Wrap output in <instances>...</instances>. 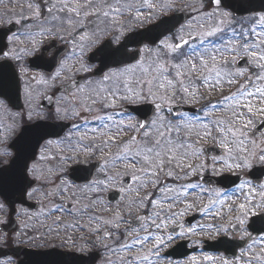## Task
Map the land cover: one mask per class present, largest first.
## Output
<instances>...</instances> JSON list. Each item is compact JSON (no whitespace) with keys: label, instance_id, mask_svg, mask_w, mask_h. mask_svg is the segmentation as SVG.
Returning <instances> with one entry per match:
<instances>
[{"label":"snow or ice","instance_id":"snow-or-ice-1","mask_svg":"<svg viewBox=\"0 0 264 264\" xmlns=\"http://www.w3.org/2000/svg\"><path fill=\"white\" fill-rule=\"evenodd\" d=\"M26 7L30 14L22 12V18L38 22L35 33H22L31 49L9 47L20 40V35L13 33L0 46V58L19 62L21 54L32 55L31 63L47 74L29 77L23 89L26 100L31 104L41 94L33 83L55 87L56 92L63 93L57 100L56 115L73 122L64 126L68 130L63 136L48 123L38 122L0 149V197L9 201V187L15 183L23 200L31 184L24 175L27 161L42 141L45 147L53 144L49 137H56L63 146L66 154L60 159L64 163L79 160L81 154L99 152L103 173V179L82 186H77L75 180L61 179L52 190H46L48 203L33 215L56 218L45 234L30 239L59 236L63 231L64 239L75 248L73 236L67 233L80 231L95 237L90 243L102 245L105 264H150L152 257L166 259L171 254L162 255L164 249L195 231L191 227L184 231L179 222L188 211L195 209L214 219L236 213L228 219V225L238 226L247 236L239 237L247 254L235 261L223 259L221 264H264V215L256 211L264 213V183L259 176L244 171L264 166V132L260 137L254 134L260 131L255 118L264 116V7L257 9L254 0H200V7L195 9L199 18L186 22L176 19L175 23L162 20L157 26L162 30L155 38L143 37L149 39L146 44L140 34L121 41L128 24L151 20L159 12L175 11V0H27ZM109 34L112 38L97 47ZM47 37H58L71 45V51L57 48L51 59H45L44 52L49 49L45 47L41 52L39 46ZM130 44L135 48L130 49ZM91 48L96 51L89 60H99L95 69L83 60ZM70 59H78L79 66L70 65ZM79 73L89 75L77 78ZM15 78L10 66L0 64V109L15 106L8 91ZM62 78L65 82L57 86L56 81ZM225 86L236 89L210 99L214 92L223 93ZM124 104L136 107L129 111ZM181 104L200 107L181 111ZM23 116L31 121L34 112L30 110ZM16 129L15 118L0 127V145ZM208 140L214 149L204 146ZM11 148L16 149L14 156ZM215 150L219 151L211 156V164L202 159L206 152ZM4 157H12L7 166ZM209 170L213 174L225 170L240 174L229 186L206 178L204 173ZM118 179L124 180L121 191L137 193L128 204L129 212L134 205L144 209V215L125 220L119 208L113 210L106 204L102 193ZM149 187L155 190V196L152 192L139 195ZM36 191L33 188L27 194ZM205 197L207 203L201 206ZM4 210L5 203H0V211ZM105 212L110 215H103ZM24 214L28 215L26 211ZM251 217L257 219L249 223ZM122 223L129 227L121 231ZM198 227L224 234L222 242L227 243L229 227L224 224ZM252 233L259 239L254 240ZM6 239L9 237L0 236V240ZM148 243L153 246L145 252ZM256 246L259 252L254 251ZM122 251L137 254L122 255ZM48 255L59 253L53 250ZM6 264H12L11 259Z\"/></svg>","mask_w":264,"mask_h":264},{"label":"flooded vegetation","instance_id":"flooded-vegetation-1","mask_svg":"<svg viewBox=\"0 0 264 264\" xmlns=\"http://www.w3.org/2000/svg\"><path fill=\"white\" fill-rule=\"evenodd\" d=\"M13 33H16L20 35V40L16 44H9V47H15L18 48L19 45L27 46L29 44H25L21 42L24 39V35H22V31H15L11 32L8 36L12 35ZM50 39V38H48ZM54 43L57 45V48H63V46H71L70 44H65L64 41H61L58 37H54ZM3 43H7V40H3V33L0 31V46H2ZM7 50V49H5ZM53 54L49 53L46 54L47 58H50ZM25 54L22 55L21 60L18 62L16 60H4L0 58V64L3 62H6V65L10 66L12 68L13 64L18 69L20 76L22 78V88L24 89L26 80L24 76V71H27L29 73V66L26 65L23 61L27 57ZM24 57V58H23ZM23 58V59H22ZM93 66V68H95ZM23 69V70H22ZM31 73L28 75L30 76ZM42 74V73H41ZM89 75V74H85ZM38 89L40 90V95H37L35 99L29 104V102L26 100L23 92V99H24V107L20 110L16 109H10L8 106L6 108L5 113L6 116V122L11 123L12 119L15 118V122L17 125L16 133H13V136L6 141L3 145H0L1 149L4 147H7L9 143L12 142V139L15 138L17 134L21 131V128L25 125H32L37 122H64V123H72L73 121L69 120H62L58 115H56V107L58 106L57 100L60 96L63 95V93L56 92L55 87L52 88H45L41 85H38ZM50 93H54L56 99L54 101V106L51 108H42L41 103L45 96H47ZM2 109H0L1 112ZM33 111L34 116L31 121L27 120L26 116H23L24 113L28 111ZM51 116L52 119H48V117ZM3 115L2 112L0 113V121H2ZM68 129L65 130L67 132ZM64 132V133H65ZM64 135V134H63ZM62 135V136H63ZM53 140V144L50 146L45 147V143L42 142L40 144V147L38 148L37 155H33V158L29 159L27 161L28 167L25 169L24 175L27 177L28 181L31 182L32 187L28 189L27 193H31L33 188H36L38 193H45L46 190H51L53 186L59 184L61 179L64 180H72L71 179V172L74 167L76 166H83V167H89L91 165L97 164L93 169H91L92 178L91 180L95 179H103V173L99 165L102 164L101 155L99 152L93 153L91 157H83L80 155L79 160L67 162L64 163L61 161L60 157L63 156L60 151H62L63 146L56 142L57 138L52 137L50 138ZM9 151L13 154V156L16 153V150ZM114 151V149H113ZM48 153V154H47ZM12 157H4L7 165V162ZM202 159L207 160V162L211 163V157L205 156L202 157ZM33 167L35 168V171H32ZM211 174L210 171L205 172L204 175ZM39 177V179H37ZM90 180V181H91ZM120 181V180H119ZM86 182H75L77 186H82ZM261 183H264V178L260 180ZM131 183V181L129 182ZM168 183L171 184L172 181L168 180ZM256 183V181H254ZM120 184V182H118ZM121 185V184H120ZM16 186H19L18 184ZM119 186V185H118ZM125 186H121L122 189ZM133 188H135V185H132ZM115 189V186L112 184L109 186V189L102 193L103 199L105 200L106 204L112 208L113 210L116 209L121 203H123L129 192L134 196V199L137 198V193L135 191H122V196L119 202L113 203L108 202L106 199V195L110 190ZM118 189V188H116ZM147 192H152L155 196L156 192L154 189L149 187L146 191H141L139 193L140 196H144L147 194ZM36 194V193H34ZM33 194V195H34ZM31 195L28 196V199L31 201H34V196ZM191 199V197H190ZM59 202V201H58ZM240 201L237 200L236 203H239ZM207 203V197L204 198V200L201 202V206L203 204ZM235 205H233L234 207ZM136 212H129L128 214L124 215L125 220L132 219L138 215H144L145 210L135 207L134 208ZM24 213L25 211L28 213V215L34 214V210L25 206V205H17V214L19 212ZM260 215H264V213H261L260 210H256ZM16 214V215H17ZM105 216L110 215V213H102ZM236 215V213L228 214L225 213V218L220 219L216 218L214 219L212 215H205L203 213H197L195 209L188 211L187 214L183 217H179V222L184 225V231L187 232L188 228H194L195 231L188 236L182 237L178 240H175L173 243H171L166 249H164V255L165 253H170L171 255H168L166 259L160 260L156 257H152L150 264H221V261L223 259H228L229 261H235L237 258H239L242 254H247V248L243 243V240L239 239L240 236H244V239H247V236L239 229L238 226H232L229 227L228 225V219L231 216ZM26 219V218H25ZM257 219L256 217H251L249 219V223H252V220ZM208 224H224L225 227H229V231L226 234L227 236V243H223L225 236L224 234H217L210 229L204 228L201 229L198 227V225H208ZM51 224L47 225V229ZM129 227V225L124 224L122 226L121 231H123L125 228ZM138 227V225H137ZM20 229L17 231L19 233ZM71 232V230H70ZM72 233V232H71ZM81 232L77 231L75 233H72L73 240L75 241L76 247L73 248L70 243H68L61 234L59 236H56L53 234V237L50 238L47 242H45L42 246L34 247L32 244L28 243L29 238H23L25 242L21 243H13L10 241H7L3 244H0L1 247L8 248V247H21L25 249H43V250H61L63 252H69L72 254H80V255H86L89 256L91 253H96V257H92L93 264H105V258L106 253L100 244H92L90 241L94 240L95 237L89 236L86 233L84 234L85 242L88 245H84L82 243V236H80ZM144 233L141 232V235ZM155 234V233H154ZM236 236L237 238L233 239V237ZM253 239L258 240L259 237L256 233H252ZM8 237L10 238L11 235L9 234ZM27 241V242H26ZM251 243V241H249ZM152 244L148 243L144 249L145 252H147V249L152 248ZM81 247H83V251H81ZM229 249L228 251H225V249ZM254 251L259 252L260 248L256 246L254 248ZM233 252L235 255H233ZM122 255L126 254L129 256L136 255L137 251H131L128 253L121 252ZM208 257V259H206ZM8 258L13 259L14 263L17 264L18 260L17 258H14L12 256H9ZM24 259V256H20V260ZM64 264H67L66 261L63 262ZM69 264H75L74 259L70 261Z\"/></svg>","mask_w":264,"mask_h":264},{"label":"rangeland","instance_id":"rangeland-1","mask_svg":"<svg viewBox=\"0 0 264 264\" xmlns=\"http://www.w3.org/2000/svg\"><path fill=\"white\" fill-rule=\"evenodd\" d=\"M130 2L137 3L138 0H130ZM26 4H27V0H2V2H0V26L8 25L11 22H15V20H17V19H20L21 20V23L19 24L20 28H19L18 31H24V32L25 31H31V32L34 31V32H36L37 31L36 25H37L38 22H36V21H28L26 19H23L22 16H21V13L22 12H23V15H25V16L30 14L28 12V10H27ZM199 7H200V0H175V9H176L175 11H185V12H188L189 14L192 15L191 19L193 17L199 18L197 16L196 11H195V9L196 8H199ZM175 11L159 12V13H157L154 16L153 19H151V20L145 19L143 23H138V22L129 23L126 31L132 30L133 27H138L139 28V27L143 26L145 23H150V22L156 21L161 16H165V15H168V14H172ZM147 15H148V13L145 12V16H147ZM124 19L125 20H128V17H124ZM28 25H31V27H28ZM110 36H112V35L109 34L108 36H105L99 42V44L97 45V47L103 42V40L106 37H110ZM37 40H40V37L39 36H37ZM20 46L21 45H19V47ZM20 48H22V47H20ZM92 49H94V48H91L88 51H90ZM77 51H79V49H77ZM21 56H22V54H21ZM84 59H85V56H84L83 60ZM69 64L70 65L71 64H77V66H79V61H78V59H70L69 60ZM24 74L27 75V71H24ZM57 81H60V80H57ZM57 81H56V84L58 83ZM26 82H29V81H26ZM240 83H243V80H241ZM25 86H26V83H25ZM38 87H39L38 85H36V84L33 83V88H38ZM42 87H44V86H42ZM235 89H236V86H233L232 88H229L228 86H225L223 93L214 92L210 96V99L211 100H216L222 94H228L229 92L235 91ZM205 95H207V93H205ZM124 105H122V106H124ZM182 105L193 106V107H200V105H198V104H195V105L182 104ZM1 112H2V115H3V119H2V121H0V127H3L4 125H7L9 123L6 122V116H7V114L5 113V110L3 111V109H2ZM261 119H264V116H258V117H256L255 118V125ZM254 134H255L256 137H260L261 136V133H258V132H255ZM129 135H131V134L129 133ZM206 143H209V144L212 143L213 144V142L211 140H208ZM0 149H1V147H0ZM114 151H115V149H114ZM60 153L62 155H65L66 154V152L63 151V150L60 151ZM81 155L83 157L87 158V157H91L93 154H91V155L81 154ZM203 157H205V154H204ZM216 167L217 168H220L221 165H216ZM119 171L122 172L123 169H119ZM210 173L213 174L211 172V170H210ZM228 173H239V172L238 171H234V172H228ZM118 182H120L119 179L113 185L116 188L119 189V188H121V185L118 184ZM35 193L36 194L33 195L34 196V199H35V201L39 202L41 204V206H43L44 204H47L48 203V201L45 199L44 193H38V192H35ZM133 198H134V196L131 194V192H129L128 195H127L126 200L123 203H121L118 207H116V209L119 208L122 211L123 216L125 214H128L129 213L128 204L132 201ZM134 208H135V206L133 205L131 211L136 212V210ZM55 218H56L55 215H53L50 219H45L43 216H41V217H35L33 214L32 215H30V214L29 215H25L24 213L20 212L18 214V216H17V221L21 225V228H22L21 229V232L20 233L13 234L11 236L10 241L13 242V243H17V242H22V238H24V239L25 238H29L27 240L29 244H32V245H35V246H37V243H40L41 245L44 244L50 238H52L53 235L48 236L46 239H39V238H37V239H30V238H32V237H39L41 234H45L47 232V230H48L47 229V225L51 224L52 221ZM64 219L65 220H68L70 218L69 217H64ZM3 221L4 222H7V214L4 215L3 213L0 212V225H1V223ZM26 225H27V227H26ZM123 225L124 224L122 223L121 224V227ZM60 234L63 237H65V235H66V233L63 232V231ZM67 234L72 235V233L70 231ZM84 234H85L84 232H81L80 233V236H82V243L84 245H88L85 242ZM0 236L8 237V235L6 233H1V232H0ZM8 240L9 239L0 240V243H5ZM34 240H35V242H34ZM7 261L8 260H0V262H5V264H6ZM11 261H12V264H13V260H11Z\"/></svg>","mask_w":264,"mask_h":264},{"label":"water","instance_id":"water-1","mask_svg":"<svg viewBox=\"0 0 264 264\" xmlns=\"http://www.w3.org/2000/svg\"><path fill=\"white\" fill-rule=\"evenodd\" d=\"M254 3H255V6H256L257 9H260V8L264 7V0H254ZM188 18H189V15L188 14L181 13V14H174V15H172L170 17H165L162 20L163 21H171V23H175L176 22V19H181L182 21H186ZM162 20H160L156 24H153V25L147 27L144 30H141V31H138V32H135V33H131L128 36H135V35L140 34L141 39H142V43H145V42L149 43V39L155 38V36L162 30L161 28L157 27ZM16 29H17V25L12 24L8 28L0 29V31H14ZM127 37H126V39H127ZM143 37H147L149 39H143ZM131 46H136V45L130 44L129 47H131ZM33 59L34 58L30 59L31 67H33L35 69H39V68L35 67L31 63V61ZM96 60L99 61L98 59H96ZM96 60H92V61H96ZM11 83H12V85L9 87L11 89L10 95L13 96V99H14V102H15V106L14 107H16V106L18 107V105L20 104V84H19V80H18L17 76H16L15 80L12 81ZM50 100L49 99L46 100L45 106L49 103L48 101H50ZM134 107H136V106H127L125 108L127 110L131 111V109L134 108ZM179 108H180L181 111L190 109V108H185V107H182V106H179ZM261 124H264V121H262L259 124V126H258V128H260V130H263L264 127H260ZM52 129L55 132L60 133L59 129L55 128V126H52ZM37 149L35 150V153L33 155H35L37 153ZM209 149H211V148H209ZM211 152H213V151H211ZM211 152H208V153H211ZM76 169H79V168H75L74 170H76ZM259 171L264 172L263 169H256L254 172L253 171L252 172L254 174V173L259 172ZM72 177L75 180H80V178H81V176L78 174V172H74L72 174ZM77 177H80V178H77ZM235 178H236V176L232 177V176H229L228 175V176L220 177L219 179H220V181H222V183L229 184V186H231L229 182L232 181V180H235ZM208 179L214 180V178H212V177L211 178H208ZM14 184L10 185V187H9L10 200L9 201H6L8 203V205L11 207V209L14 208V205H15V203L17 201L18 202H21V203H25L26 202L25 201V195L23 197V200H21L19 193H17V195H19L18 199L14 197L15 195L12 194L13 193V190H16V188H15L16 186H14ZM214 186H215V184H214ZM28 187H29V185L27 186V188ZM116 194L117 195L114 196L115 199H117L118 196H119L118 193H116ZM12 214H13V211H12ZM12 252H13V250H9V249L8 250H3V251H0V256H5V255H8V254H10ZM46 254H47L46 252H33V254H32L33 255V262H35L36 264H48V261L50 259H49V256L46 255ZM53 260L55 262L58 259L54 258ZM85 264H89V263H85Z\"/></svg>","mask_w":264,"mask_h":264}]
</instances>
